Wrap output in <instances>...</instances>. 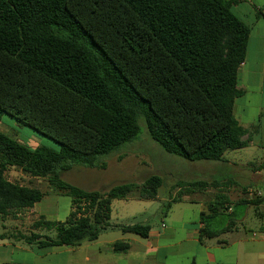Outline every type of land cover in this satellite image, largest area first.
<instances>
[{
  "label": "trees",
  "instance_id": "1",
  "mask_svg": "<svg viewBox=\"0 0 264 264\" xmlns=\"http://www.w3.org/2000/svg\"><path fill=\"white\" fill-rule=\"evenodd\" d=\"M238 3L0 0V123L8 116L60 146L32 148L0 131V219L16 218L45 196L9 181L6 172L14 168L48 178L72 205L64 223H35L54 230V238L37 242L36 234L0 233V241L79 247L111 227L114 200L156 199L163 186L158 176L106 195L59 179L74 166L106 168L100 159L137 137L142 121L163 151L187 161L224 162L226 153L246 148L250 133L236 120L234 106L243 95L238 77L250 28L232 11ZM253 165L264 171V159ZM207 185L182 183L172 203ZM211 215H217L214 208ZM122 230L148 238L151 227ZM207 233L211 239L221 234ZM127 250L114 245L116 253Z\"/></svg>",
  "mask_w": 264,
  "mask_h": 264
},
{
  "label": "crops",
  "instance_id": "2",
  "mask_svg": "<svg viewBox=\"0 0 264 264\" xmlns=\"http://www.w3.org/2000/svg\"><path fill=\"white\" fill-rule=\"evenodd\" d=\"M232 11L250 28L247 56L238 77L243 95L235 102L234 115L240 126L249 131L251 142L246 148L230 151L232 159L228 152L225 161L219 162L227 174L196 181L208 185L198 188L193 193L195 198L182 196L178 203H172V199L171 208L154 226L109 221L111 227L98 240L79 247L40 248L19 239L1 240L0 264H264V193L259 189L264 185V171L253 165L264 157L243 163L240 159L258 153L264 156V0H239ZM205 170L211 173L212 168ZM45 197L16 218L3 219L8 229L0 233L36 234L41 237L37 242L46 241L54 230L36 227L34 222V230L27 234L15 224L29 216L64 223L69 216L60 221L39 215ZM257 201L260 204L256 207ZM211 208L217 215H211ZM29 222L22 225L26 227ZM220 223L222 227L218 228ZM134 225H149L148 238L122 230ZM204 230L221 234L206 238L202 235ZM116 243L126 245L128 250L116 253Z\"/></svg>",
  "mask_w": 264,
  "mask_h": 264
},
{
  "label": "rangeland",
  "instance_id": "3",
  "mask_svg": "<svg viewBox=\"0 0 264 264\" xmlns=\"http://www.w3.org/2000/svg\"><path fill=\"white\" fill-rule=\"evenodd\" d=\"M0 131L24 146L32 148L43 146L54 151L60 149L57 143L18 124L8 116L2 118ZM233 157V152H229L228 158L232 159ZM263 157L258 153L255 156H242L240 159L243 163L247 160L257 161ZM100 162L105 163L106 168L74 166L71 170L61 173L59 179L77 189L97 192L102 195H106L114 187L128 184L141 185L152 176L163 179V186L159 190L158 197L154 200L128 199L112 202L110 222L120 224H149L154 226L160 223L162 214L168 211L167 205L178 195L180 192L179 186L182 183L204 181L212 178L211 175L216 177L227 174L223 165L219 162H191L166 153L151 139L143 121L141 122V132L137 137L111 155L102 157ZM206 167L212 168L211 173L205 170ZM6 177L13 183L34 187L45 193L46 197L43 204L40 205L39 215L45 214L49 216L48 219H58L60 221H65L69 216L71 198L58 193L50 185L48 178H33L15 168L9 169L6 172ZM259 189L264 193L263 184L259 186ZM197 191L198 188H191L189 193L184 191L183 196L195 198L196 196L193 193ZM211 192L213 193L212 189ZM209 196L211 197V195ZM40 219L36 216H29L23 219L22 222L15 224L21 228L23 233L30 234L34 230V222ZM27 221H30V225L24 227V222ZM5 222V220L0 219V232L8 229V224ZM217 227L221 228L222 224L220 223ZM50 235L55 237V232L50 233Z\"/></svg>",
  "mask_w": 264,
  "mask_h": 264
}]
</instances>
